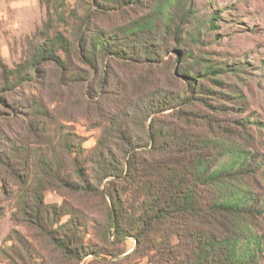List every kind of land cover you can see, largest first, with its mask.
Segmentation results:
<instances>
[{"label":"trees","instance_id":"1","mask_svg":"<svg viewBox=\"0 0 264 264\" xmlns=\"http://www.w3.org/2000/svg\"><path fill=\"white\" fill-rule=\"evenodd\" d=\"M192 2L85 0L60 15L70 29L48 16L13 67L0 55V186L11 192L6 175L22 187L12 219L57 253L33 249V264H261L262 156L240 107L204 84L218 70L185 47L200 40ZM72 89L100 127L89 149L62 123L75 119ZM42 141L55 144L49 158L29 145ZM46 188L62 203L46 204Z\"/></svg>","mask_w":264,"mask_h":264},{"label":"rangeland","instance_id":"2","mask_svg":"<svg viewBox=\"0 0 264 264\" xmlns=\"http://www.w3.org/2000/svg\"><path fill=\"white\" fill-rule=\"evenodd\" d=\"M84 1L0 0V55L5 63L13 67L20 61L36 29L42 26L48 16H51L54 26L61 30L70 29L66 26L67 19L61 21L59 17L67 16L71 9ZM192 3L196 21L194 20L191 29H194L200 40L192 45L186 42L185 47L188 50L191 48L194 56L202 60V64L211 65L212 69L218 70L215 75L210 74L204 80L205 85L214 89L215 99L227 105L240 107L239 112L235 114L236 117L248 119L247 126L255 136L262 156L259 175L264 185V0H193ZM214 79H218V82ZM29 87L27 85L25 88L27 95L33 93V88ZM65 95L70 96L71 92L65 91ZM233 96H241L242 105L236 104ZM72 97L75 99H72L71 105L63 106L68 107V111H71L68 115L72 113L71 116L75 119L73 121L62 119V123L66 131L76 133L83 147L89 149L95 145L100 127H91L90 121L85 120L83 106L78 103L73 89ZM4 135L12 136L6 129ZM29 145L36 153L42 152L46 158L52 155L55 147V144L43 141L29 142ZM224 160L228 158L225 157ZM34 171H37L36 168ZM5 178L11 192L8 194L6 188L0 186V264H33L35 258L29 256L32 252L35 253L33 249H36L37 255L39 253L54 257L55 251L37 229L12 219L17 211L22 187L16 184L13 178L6 175ZM62 200L63 196L54 190L49 188L44 190L46 204H60ZM67 200L76 205L84 204L86 201L78 195L68 196ZM90 203L86 206L88 208L92 206L90 213L96 222L100 221L102 215L97 208L96 200L92 199ZM66 218L62 217L61 221H65ZM96 230L91 224L88 225L85 240H98ZM20 237L23 240L21 243ZM24 244L25 247L22 246ZM126 244L131 250L133 239L127 238ZM106 257L110 262L116 261L115 258ZM61 259L63 260L61 257L58 258L60 261ZM89 261L90 256H85L79 264H88ZM260 263L264 264V251ZM62 264L67 263L63 261ZM133 264H146V259L135 260Z\"/></svg>","mask_w":264,"mask_h":264}]
</instances>
